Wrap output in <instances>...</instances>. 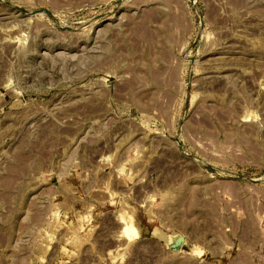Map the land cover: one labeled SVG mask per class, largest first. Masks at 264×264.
Masks as SVG:
<instances>
[{"label": "rangeland", "instance_id": "rangeland-1", "mask_svg": "<svg viewBox=\"0 0 264 264\" xmlns=\"http://www.w3.org/2000/svg\"><path fill=\"white\" fill-rule=\"evenodd\" d=\"M0 264H264V0H0Z\"/></svg>", "mask_w": 264, "mask_h": 264}, {"label": "bare ground", "instance_id": "bare-ground-1", "mask_svg": "<svg viewBox=\"0 0 264 264\" xmlns=\"http://www.w3.org/2000/svg\"><path fill=\"white\" fill-rule=\"evenodd\" d=\"M124 233H126L129 237H135L137 238L138 237V232L136 229H125L124 228Z\"/></svg>", "mask_w": 264, "mask_h": 264}, {"label": "water", "instance_id": "water-1", "mask_svg": "<svg viewBox=\"0 0 264 264\" xmlns=\"http://www.w3.org/2000/svg\"><path fill=\"white\" fill-rule=\"evenodd\" d=\"M23 11H24V10H23ZM24 12H25V11H24ZM176 243H177L176 245H179V244H180V242H179V241H177Z\"/></svg>", "mask_w": 264, "mask_h": 264}]
</instances>
